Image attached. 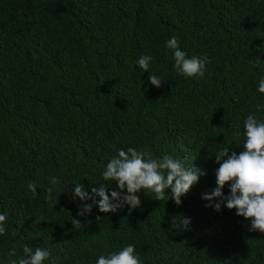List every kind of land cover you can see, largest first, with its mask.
<instances>
[{"label":"trees","instance_id":"obj_1","mask_svg":"<svg viewBox=\"0 0 264 264\" xmlns=\"http://www.w3.org/2000/svg\"><path fill=\"white\" fill-rule=\"evenodd\" d=\"M172 36L187 58L210 59L203 78L178 75ZM141 55L159 88L135 64ZM261 77L264 0H0V264L25 244L50 249L44 264H96L128 244L143 264H264V233L202 198L216 188V152L242 150L249 113L264 121ZM129 147L204 174L179 206L138 193L140 207L102 213L73 199L77 183L118 191L102 173ZM83 204L92 211L77 216Z\"/></svg>","mask_w":264,"mask_h":264},{"label":"clouds","instance_id":"obj_2","mask_svg":"<svg viewBox=\"0 0 264 264\" xmlns=\"http://www.w3.org/2000/svg\"><path fill=\"white\" fill-rule=\"evenodd\" d=\"M166 48L172 50L174 68L178 75L186 78H203L206 65L211 61L207 56H194L187 58L184 51L180 50L179 40L172 36L166 40ZM150 55H141L135 64L143 72H149ZM259 63V59L256 60ZM151 73V72H149ZM162 79L151 73L149 83L157 88L161 86ZM258 91L264 94V77L258 81ZM257 112L264 111V104L256 105ZM244 143L242 150L237 152L225 146L216 152L214 159L219 165L215 169L216 188L212 193L204 194L203 199L211 201L220 198L214 205L216 211L223 205L229 210L235 209L236 215L250 221L248 231L264 233V121L259 120L255 114L249 113L244 122ZM204 174L195 166L186 168L183 163L171 155L154 158L145 151L129 147L120 149L106 165L102 173L104 181H114L117 190L108 194V186L102 184L98 189L91 188V195L85 191L83 184H76L73 190V199L81 201L92 200L102 213H115L125 205L133 210L141 205L138 193L149 194L153 200L161 201L172 199L179 206L181 198L186 196L200 176ZM51 188L47 189L46 201L50 207L56 204L53 197V188L59 183L57 177H51ZM229 186V194L225 195L223 189ZM33 197L37 195L35 181L27 184ZM126 190V191H125ZM166 192L170 197H166ZM99 197V200H96ZM213 206V205H206ZM92 211L91 204H83L77 216H84ZM100 217H97L99 219ZM173 218V221H175ZM6 214L0 213V236L6 235ZM73 228L79 229L82 225L78 218L71 220ZM180 224L187 230L191 219L182 217ZM23 255L18 256V250L12 246L7 256V264H44L51 257V251L45 247H32L25 244ZM51 264H60L58 259H53ZM96 264H143L136 254L135 245L128 244L122 250L100 255Z\"/></svg>","mask_w":264,"mask_h":264}]
</instances>
